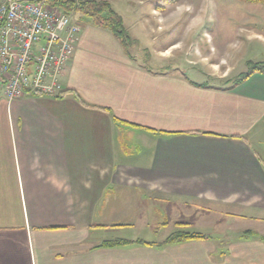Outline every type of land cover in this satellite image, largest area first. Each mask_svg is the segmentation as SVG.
<instances>
[{
	"label": "crops",
	"instance_id": "0c3cea01",
	"mask_svg": "<svg viewBox=\"0 0 264 264\" xmlns=\"http://www.w3.org/2000/svg\"><path fill=\"white\" fill-rule=\"evenodd\" d=\"M78 19L67 93L9 102L0 78V264H264V73L216 84ZM180 209L211 236L136 242Z\"/></svg>",
	"mask_w": 264,
	"mask_h": 264
},
{
	"label": "rangeland",
	"instance_id": "374dc122",
	"mask_svg": "<svg viewBox=\"0 0 264 264\" xmlns=\"http://www.w3.org/2000/svg\"><path fill=\"white\" fill-rule=\"evenodd\" d=\"M104 1H108L123 17L124 26L132 39L128 41L131 49H135L133 44L136 40L144 47L150 45L151 41L150 46L157 48H166L175 43L178 45L173 50L175 56L188 53L195 60L200 59V55L206 60L208 65L202 66L212 75L213 83L229 84L249 69L251 61H264V3L247 0ZM78 15L82 25L87 26L90 18L76 12L69 13L75 21H79ZM200 49L202 52L198 53ZM183 209H180V214L168 213L167 216L155 212L157 223L152 224L151 229L144 230L142 239L156 241L177 230L202 231V225L194 224L198 214L195 212L185 216ZM182 222L184 224H180ZM132 233L110 230L102 234L105 238L114 239L115 235L130 237Z\"/></svg>",
	"mask_w": 264,
	"mask_h": 264
},
{
	"label": "built area",
	"instance_id": "2783aa9c",
	"mask_svg": "<svg viewBox=\"0 0 264 264\" xmlns=\"http://www.w3.org/2000/svg\"><path fill=\"white\" fill-rule=\"evenodd\" d=\"M81 26L49 0L0 1V78L9 102L62 92Z\"/></svg>",
	"mask_w": 264,
	"mask_h": 264
},
{
	"label": "trees",
	"instance_id": "16d2710c",
	"mask_svg": "<svg viewBox=\"0 0 264 264\" xmlns=\"http://www.w3.org/2000/svg\"><path fill=\"white\" fill-rule=\"evenodd\" d=\"M252 3H264V0H247ZM52 5L61 7L68 14L70 12L80 13L86 17L91 18L94 23L98 26L110 29L116 36H118L123 44H128V41H131V37L127 32L126 27L124 26L123 17L118 14L112 7L108 1L104 0H49ZM249 69L238 75L237 78L231 80L229 84H239L246 79H248L252 74L256 72L264 73V61L249 63ZM68 90L60 92L58 96H62L67 93ZM180 224H184L183 222ZM211 235L207 233L197 232V231H184L177 230L174 233L170 234L166 240L161 242L164 243H175L187 240H200L209 238ZM132 240L125 238H117L114 240L106 241L102 244V246L115 247L122 246L128 243H131ZM136 242L139 243H147L154 244L151 242H144L139 239Z\"/></svg>",
	"mask_w": 264,
	"mask_h": 264
}]
</instances>
